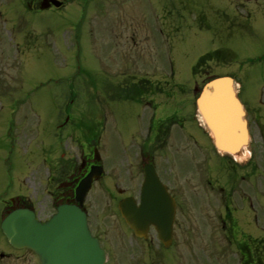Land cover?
Instances as JSON below:
<instances>
[{
  "label": "flooded vegetation",
  "instance_id": "1",
  "mask_svg": "<svg viewBox=\"0 0 264 264\" xmlns=\"http://www.w3.org/2000/svg\"><path fill=\"white\" fill-rule=\"evenodd\" d=\"M52 1L56 0H20L15 15L18 19L15 23L19 25H13L12 32L4 36L0 32V117L4 115L3 125L8 130L10 145L19 140L11 136L12 130L22 132L24 137L32 134L27 116L37 120L34 139L30 136L32 139L25 141L34 142L35 146L28 152L30 159L35 155V161H29V165L33 162L36 165L33 164L34 192L13 204L9 199L2 200V216L14 206H28L37 221L44 224L57 213L58 207L74 206L85 214L88 230L104 252L103 264H184L182 254L173 255V251H180L187 244L188 215L191 210L197 213L201 210L189 209V205L200 204V188L207 202L210 192L211 201L219 206L213 214L220 222L224 242L233 248L231 264H263V239H251L249 235V228L258 224L259 209L245 195L247 189L251 193V178L253 184L264 179V102L258 100L256 89L244 91L240 86L238 91L245 110L249 156L236 163L211 154L213 163L196 167L199 175L189 178L187 153L208 147L209 138L198 125L195 113L187 112V98L172 95L166 89L167 81L164 85L157 84L151 77L155 69L150 62L147 74L138 75H125L127 69L123 65L103 64L100 81L91 73L92 65L86 63L81 97L84 110H70L80 98L71 83L74 75L62 79L54 70L60 68L61 51L67 61L61 64L62 69L80 71L81 57L85 60L87 54L81 55L79 35L76 30L69 32L67 47L60 48L56 44L59 38L55 41L49 35V28L40 27V32L29 22L32 19L20 22V10L31 15L60 14L71 7L82 14L88 12L91 18L98 12L107 14L108 2L58 0L60 4L55 6ZM114 7L117 12H123L124 1L116 2ZM134 7V0L126 6ZM2 9L0 4V19L6 23ZM66 39L60 41L64 43ZM116 52L123 54L118 49ZM32 70L41 75L33 76ZM63 82L68 84V95L47 97L50 103H61L58 112L21 110L36 93L52 86L58 88ZM180 91L184 90L180 88ZM94 104L99 105V111L91 110ZM191 104L195 108V100ZM209 147L213 148L212 144ZM220 170L224 171L223 184L218 180L223 181ZM149 171L156 176H147ZM90 177L88 191L78 197V186ZM190 189L194 197H189ZM239 190L240 199L247 207L242 203L241 208L236 207ZM217 195L220 198H215ZM124 214L134 215V228ZM172 217L171 238L164 243L157 228ZM227 245L214 243L211 256L202 255L200 262L221 264L220 258L230 252ZM216 248H220V256ZM206 252L203 248L202 253ZM0 264H42V257L26 248H13L5 239L0 245Z\"/></svg>",
  "mask_w": 264,
  "mask_h": 264
},
{
  "label": "rangeland",
  "instance_id": "2",
  "mask_svg": "<svg viewBox=\"0 0 264 264\" xmlns=\"http://www.w3.org/2000/svg\"><path fill=\"white\" fill-rule=\"evenodd\" d=\"M130 1L125 0L128 4H130ZM0 4L8 28L11 29V26L19 25V23H15L18 21L15 15L16 11L20 9L17 8L20 0H0ZM134 4L135 9H123V12L119 13L117 17L114 16L112 22L109 21L111 20L110 15L100 19L96 18L90 22L92 46L86 51L85 43L82 42L81 44V55L87 54L85 62L83 57L81 58V69H85L83 63L88 62L95 68L91 73L97 74L100 65L99 59L102 60L101 63L103 64H111L108 58L113 62L116 59L117 64H124L127 56L131 62L127 63L129 66L128 72H133L136 75L147 74V65L150 62L155 66L154 75L151 76L155 82L164 85L165 81H168L169 85L165 84L166 89L176 96L180 95L179 87L182 86L184 88L183 94L188 101H191L189 86L193 81L194 84L199 86L204 83L208 76L215 74L233 76L236 82L242 84L244 91L256 89L258 100L264 102V0H134ZM130 10L133 11L129 12ZM20 13V22L32 19L29 22H33L34 29L40 32V27H42V30L49 28L54 40H57L63 28L68 31L69 23L77 22V14L74 10H66L61 15L49 12L31 15L21 10ZM7 26L0 19L1 35L4 36V33L8 32ZM83 27L81 25L79 28ZM88 31L89 29L84 31L86 37L89 35ZM150 35L151 37L148 38ZM112 40L115 41L116 48L123 52L121 60L117 55L110 54L113 51L110 44ZM216 49L228 53L231 59L226 57V61L223 63L209 61L206 65L202 64V67L196 69L195 76H193L192 70L198 59ZM61 53L60 51V68L54 70V72L67 78L70 74L74 75L76 72L72 73L62 69L61 64L64 63L66 58ZM103 55L105 56L104 59ZM135 55H137V61L134 63ZM42 63L41 61L39 64ZM164 68L166 70L170 69L171 76ZM38 70L43 72L40 67H38ZM32 74L33 76L41 75L40 72L34 70H32ZM83 74L71 78V83L80 97L75 100L73 107L70 109L72 112L83 110L85 106L81 99L84 92L82 88ZM66 90H68L66 82L65 84L63 82L58 88L52 86L48 90H41L36 93L33 99L23 105L21 110L24 113L48 114L46 112H58L57 108L61 103H50L47 101V97L60 95L61 93L67 94ZM188 106L190 108L187 112L190 113L192 112V106L191 104H188ZM27 117L30 128L35 134L37 132V120L31 119L30 116ZM3 121L4 115L0 117V125L3 126L0 130V215L2 210L1 199L5 197H27L32 194L35 187V174L33 173L36 166L35 162L29 165L30 160L35 161V155H32L31 159L28 155L30 150L35 149V146L29 147L27 142L23 144L31 139V133L24 137L22 132L13 130L11 134L17 136L19 140L14 145H10ZM26 131L28 132L29 129ZM208 150L210 151V148ZM195 154V152H188L189 178L194 177L191 172L196 173L195 170L189 167L191 162L197 165L199 163L201 166H204L205 163H213L210 152L206 151L202 155L198 154L196 158L194 157ZM190 156H192V161H189ZM220 172L223 174V181L218 180L220 184H223L225 180L224 171L220 170ZM253 182L254 178H251L249 180L251 193L247 189L245 195L251 197L252 202L259 209L256 216L262 233L254 226L249 228V233L257 239H263L264 179L262 183L258 181L253 184ZM241 186L242 188L245 187L244 184ZM261 189H263V194H260ZM189 191V197H194L195 195L191 193V189ZM198 192L200 204L197 206L189 205V209L200 208L201 210L199 213L196 210H191L188 215L187 244L180 251L178 249L173 251V255L182 254L184 264H202L200 261L203 248L207 251V255L211 256L207 246L208 239H213L219 245L226 244L224 243V240H226L225 235L219 226L220 222H218L217 216L213 214V210L219 206L216 201H211L212 193L209 194L210 202H207L200 188H198ZM257 192L259 194H256ZM240 197L239 190L236 193V207L241 208V203L247 207ZM215 198H220V195ZM4 240L0 231V245L4 244ZM227 248L230 249V252L226 253L227 257L224 258L223 264H231L233 260V248L228 247V245ZM216 250L217 255L220 256V248H216Z\"/></svg>",
  "mask_w": 264,
  "mask_h": 264
},
{
  "label": "water",
  "instance_id": "3",
  "mask_svg": "<svg viewBox=\"0 0 264 264\" xmlns=\"http://www.w3.org/2000/svg\"><path fill=\"white\" fill-rule=\"evenodd\" d=\"M197 105L216 148L238 153L246 142V131L232 80L217 77L207 82ZM1 229L11 245L41 254L44 264H101L104 260L97 240L86 229L84 214L75 207H60L45 225L36 222L31 210L16 209L2 220Z\"/></svg>",
  "mask_w": 264,
  "mask_h": 264
}]
</instances>
